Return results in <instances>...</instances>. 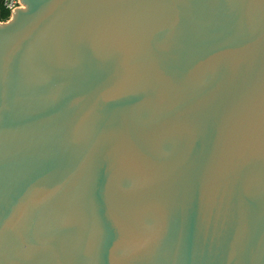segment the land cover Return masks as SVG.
<instances>
[{
    "label": "water",
    "instance_id": "water-1",
    "mask_svg": "<svg viewBox=\"0 0 264 264\" xmlns=\"http://www.w3.org/2000/svg\"><path fill=\"white\" fill-rule=\"evenodd\" d=\"M20 1L0 264H264V0Z\"/></svg>",
    "mask_w": 264,
    "mask_h": 264
},
{
    "label": "built area",
    "instance_id": "built-area-1",
    "mask_svg": "<svg viewBox=\"0 0 264 264\" xmlns=\"http://www.w3.org/2000/svg\"><path fill=\"white\" fill-rule=\"evenodd\" d=\"M0 5L3 7V9L7 12H9L10 16L7 20H1L2 23H8L14 14V6L20 7L22 5V2L20 0H0Z\"/></svg>",
    "mask_w": 264,
    "mask_h": 264
},
{
    "label": "trees",
    "instance_id": "trees-1",
    "mask_svg": "<svg viewBox=\"0 0 264 264\" xmlns=\"http://www.w3.org/2000/svg\"><path fill=\"white\" fill-rule=\"evenodd\" d=\"M9 12L5 11L3 7L0 5V18L1 20H7L9 18Z\"/></svg>",
    "mask_w": 264,
    "mask_h": 264
}]
</instances>
